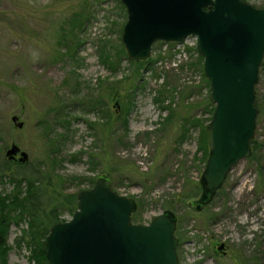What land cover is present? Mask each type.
<instances>
[{
    "label": "rangeland",
    "instance_id": "rangeland-1",
    "mask_svg": "<svg viewBox=\"0 0 264 264\" xmlns=\"http://www.w3.org/2000/svg\"><path fill=\"white\" fill-rule=\"evenodd\" d=\"M245 1L264 7V0ZM126 18L120 0H0V169L9 168L0 171V195L15 189L12 173L49 176L45 198L76 194L105 174L113 190L137 200L133 223L166 209L174 214L180 264H247L254 252L264 264V195L254 192V160H239L201 210L190 203L204 164L199 127L189 125L182 139L180 124L207 125L214 106L195 37L155 41L144 62L129 61ZM257 85L264 95V79ZM254 139L264 154V112ZM12 143L27 152L26 166L3 164ZM7 221L6 264H32L33 246L17 239L27 220ZM216 241L227 244L226 255L214 253Z\"/></svg>",
    "mask_w": 264,
    "mask_h": 264
},
{
    "label": "water",
    "instance_id": "water-1",
    "mask_svg": "<svg viewBox=\"0 0 264 264\" xmlns=\"http://www.w3.org/2000/svg\"><path fill=\"white\" fill-rule=\"evenodd\" d=\"M127 18L121 32L131 60H146L155 41L196 39L214 110L206 125L208 155L199 178L196 210L208 205L228 172L251 155L258 108L255 85L264 57V8L245 0H120ZM115 105L119 106L118 101ZM18 116L12 115V122ZM8 160L28 162L12 143ZM77 209L51 225L43 251L48 264H180L176 218L164 211L146 224L133 223L137 201L117 193L105 174L76 193ZM218 249L225 247L221 242Z\"/></svg>",
    "mask_w": 264,
    "mask_h": 264
},
{
    "label": "trees",
    "instance_id": "trees-1",
    "mask_svg": "<svg viewBox=\"0 0 264 264\" xmlns=\"http://www.w3.org/2000/svg\"><path fill=\"white\" fill-rule=\"evenodd\" d=\"M123 53L125 54L124 48ZM129 61L132 60L129 59ZM158 94L162 95L163 93ZM213 110L214 106L209 109L210 115L207 122L210 120ZM118 116L120 117L121 114ZM108 123V121L103 122L102 126H108ZM186 124L188 125L187 128ZM189 125L191 127H193V125L199 127L198 146L199 149L202 150V163L205 164L208 154V131L206 129V125L198 119H194V121L191 119H188V121L185 120L183 124H180L182 127L180 130V136L182 139H184L186 133L189 131ZM251 150L249 159L254 160L257 164V181L254 185V192L264 195V154H261V144L259 145L258 141L254 139V137L251 140ZM259 151L260 153H258ZM2 161L4 165L12 163V161L7 158H4ZM27 163L28 162H16L14 164L22 168L26 166ZM3 167L4 168L0 169V171L9 169L7 167L5 168V166ZM40 170L41 169L37 172H40ZM12 175L9 180L15 183V189L5 196L0 195V264H6V252L8 248L4 245V241L7 233V227L10 224V221H7L8 219H12L16 223H19L22 220H27V228L23 230V233L17 239L25 241L28 245L33 246V248H30L32 254L28 257L33 261L32 264H48L43 251L45 237L47 236L51 225L62 220L60 218L61 214L67 212L72 215V213L77 209L76 194H62V198H59L57 195L49 194L45 198L44 184H50L49 176L40 177L35 172H30L27 176L19 175L22 178L19 177L18 179V177ZM3 176V172H0V181ZM21 182L25 183L24 189H21ZM56 193L58 194L59 192ZM138 204L140 205V201ZM43 205H45V207H43ZM165 211L171 212L169 209H166ZM134 215L135 213H132L131 219ZM261 256H264V251L262 250ZM244 262L247 264H262L260 262V257L256 259L255 252L250 256L244 257Z\"/></svg>",
    "mask_w": 264,
    "mask_h": 264
},
{
    "label": "flooded vegetation",
    "instance_id": "flooded-vegetation-1",
    "mask_svg": "<svg viewBox=\"0 0 264 264\" xmlns=\"http://www.w3.org/2000/svg\"><path fill=\"white\" fill-rule=\"evenodd\" d=\"M263 60V59H262ZM264 61H262L261 62V65H260V67H259V78H258V82L256 83V85H255V102H256V105H257V108H258V114H257V116L258 115H260V118H261V116H262V114H263V112H264V95H261L259 92H258V88H257V84L261 81V80H263L264 78L262 77V75H263V73H264ZM263 71V72H262ZM257 118V117H256ZM10 161H12V160H10ZM12 162H14V163H16L15 161H12ZM219 243H221V242H213L212 243V248H213V251H214V253L215 254H221V255H226V253H227V244H225V247L224 248H222V249H218V245H219Z\"/></svg>",
    "mask_w": 264,
    "mask_h": 264
}]
</instances>
